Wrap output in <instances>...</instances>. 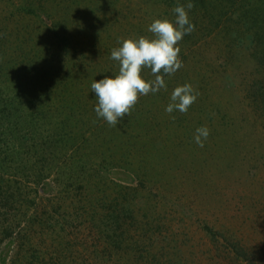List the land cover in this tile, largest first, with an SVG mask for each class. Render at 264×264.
Here are the masks:
<instances>
[{
	"label": "rangeland",
	"instance_id": "1",
	"mask_svg": "<svg viewBox=\"0 0 264 264\" xmlns=\"http://www.w3.org/2000/svg\"><path fill=\"white\" fill-rule=\"evenodd\" d=\"M184 3L0 0V264H264V0H194L167 90L93 111L118 41Z\"/></svg>",
	"mask_w": 264,
	"mask_h": 264
},
{
	"label": "clouds",
	"instance_id": "2",
	"mask_svg": "<svg viewBox=\"0 0 264 264\" xmlns=\"http://www.w3.org/2000/svg\"><path fill=\"white\" fill-rule=\"evenodd\" d=\"M193 8L194 0H185L184 4L172 10L171 19L157 18L151 22L147 28L150 36L118 41L120 46L110 53V59L118 62V72L99 81L94 80L90 85L91 93L95 95L93 111L97 119L117 127L140 97L167 90L165 77L173 76L183 67L179 58V42L195 30L189 17ZM146 69L154 78L145 77ZM198 96V90L191 84L177 85L170 93L164 112L170 116L174 112L186 113ZM209 135L210 129L200 126L195 129L192 139L203 148Z\"/></svg>",
	"mask_w": 264,
	"mask_h": 264
},
{
	"label": "trees",
	"instance_id": "3",
	"mask_svg": "<svg viewBox=\"0 0 264 264\" xmlns=\"http://www.w3.org/2000/svg\"><path fill=\"white\" fill-rule=\"evenodd\" d=\"M264 93V92H263ZM17 131V128L15 129V132ZM7 197H5V202L7 203ZM11 231L10 232H5L4 233V236L6 237V238H8V237H10V235H11ZM235 247H237V246H235ZM238 249H240V254H241V256H242V259H241V261H242V263L243 264H253V262L250 260L251 258L249 257V254L248 253H246L243 249H241L240 247H237ZM234 250V249H233Z\"/></svg>",
	"mask_w": 264,
	"mask_h": 264
}]
</instances>
